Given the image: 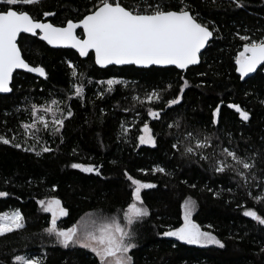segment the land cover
<instances>
[{
  "label": "trees",
  "instance_id": "16d2710c",
  "mask_svg": "<svg viewBox=\"0 0 264 264\" xmlns=\"http://www.w3.org/2000/svg\"><path fill=\"white\" fill-rule=\"evenodd\" d=\"M186 2L214 29V37L200 64L185 71L173 66L100 68L93 52L81 58L73 49L53 48L38 37L21 35L18 42L25 59L44 67L48 76L40 78L24 71L14 74L13 91L0 94V135L11 138L22 131L19 125L29 120L25 109L30 103L57 99L73 115L60 134L41 132L35 151L23 150L33 144L31 140L22 148L0 143V191L9 194L0 197V213L18 209L25 218L23 229L0 236V264H15L18 255L40 258L41 264H99L90 250L78 245L65 248L45 231L51 214L38 201L52 197L61 201L68 215L58 219L60 228L71 227L88 212L121 217L133 190L125 173L156 185L141 191L150 214L133 226L137 247L130 255L134 264H264V225L243 215L253 209L264 216V203L248 195H264V66L243 79L235 70V57L244 43L237 33L264 37V0ZM237 2L243 6L238 7ZM90 6L89 0H41L22 10L59 25L69 18L78 19ZM44 12L56 15L44 17ZM69 62L76 66V76ZM113 77L127 85H116L109 93L104 91L106 85L97 83ZM181 77L188 87L180 103L168 107L166 101L180 96ZM76 85H83V96L75 95ZM153 90L161 93L162 100L149 103L146 94ZM137 96L143 103L134 99ZM229 104L240 105L250 119L241 120ZM217 106L221 110L218 123L212 124ZM149 107L161 112L160 119L148 116ZM144 123L152 128L156 147L139 143ZM194 130L213 137L214 148L204 150L205 154L230 147L242 156L254 157L256 180L249 178L245 184L232 172L215 173L196 155H181L183 144L180 151L172 147L177 138L184 141L186 132ZM23 139L20 135L16 142ZM45 142L52 151H41ZM73 163L95 165L100 174L74 169ZM157 166L165 173L155 172ZM189 197L196 206L193 221L225 247L188 245L162 235L183 223L182 204Z\"/></svg>",
  "mask_w": 264,
  "mask_h": 264
},
{
  "label": "snow or ice",
  "instance_id": "6c2138e0",
  "mask_svg": "<svg viewBox=\"0 0 264 264\" xmlns=\"http://www.w3.org/2000/svg\"><path fill=\"white\" fill-rule=\"evenodd\" d=\"M39 3L41 0H0V5L4 6L0 8V93L13 91L10 85L13 74L18 69L36 73L47 79L48 74L44 67L33 66L25 59L18 42L22 34L38 37L40 41L52 47L75 49L80 57H88L90 52H94V62L101 68H107L110 65H134L145 69L152 66H173L183 71L200 63L202 50L206 49L214 32V29L210 30L209 26L202 22L198 13L193 12L186 0H178L175 4L170 3L169 0H89L91 6L86 8L78 19L74 21L69 18L59 25L43 22L22 10V6ZM237 6L243 5L237 2ZM55 15L54 12L43 13L44 17ZM77 30L80 32L78 33ZM237 35L244 43L242 50L235 57V70L243 79L264 66V37L255 39L249 35L239 33ZM68 67L72 70V75L76 76V66L69 62ZM181 79L183 84L179 89L180 96L166 101L168 107L179 104L184 89L188 87V81L183 77ZM97 83L106 85L104 91L109 93L116 85H127L126 81L115 77L100 80ZM168 88H171L170 84ZM83 93V85H76L75 95L81 97ZM103 94L104 92L100 93L101 96ZM134 99L143 103L139 96ZM146 99L152 103L162 100V96L159 91L153 90L146 94ZM60 103L57 99H51L40 105L30 103L29 108L25 109L29 120L19 125L22 131L14 132L11 138L6 134L0 135V143L22 148L31 140L33 144L23 147V150L35 151V144L42 139L41 132L53 136L60 134L65 121L73 115L70 108H61ZM228 107L235 109L241 120L246 122L250 119L249 112L243 110L240 105L229 104ZM220 111V107L217 106L212 113V124L218 123ZM147 114L153 119L161 117V112L151 107L148 108ZM173 126L169 125V127ZM175 126L180 125L177 123ZM9 131L14 130L9 129ZM124 131L127 132V129ZM140 132L142 134L138 139L141 145L156 147V138L147 123H144ZM20 135L24 137L23 142L17 143ZM216 139L219 138L216 137ZM212 140L213 137L203 131H187L184 141L177 138L172 147L180 151L183 144L181 155H196L199 160L208 162L215 173L232 172L245 184L248 183L249 178L252 181L256 180L253 170L257 167V162L254 157L242 156L230 147H221L219 152L214 149L211 154H205L204 150L214 148ZM41 151L47 153L52 149L45 142ZM261 162H264V156ZM71 167L86 173L100 174L99 168L91 164L73 163ZM154 171L165 173L166 170L157 166ZM125 175L131 182L133 190L131 202L123 211L124 223L117 216L94 217V214L90 213L87 220L81 218V221L71 227L60 228L57 220L67 216L68 211L61 205L59 199L52 197L47 201H38L42 210L51 214L50 227L45 231L50 236H54L56 241L65 248L69 245H78L90 250L98 258L99 264H134L133 256L130 255L132 249L137 247L134 242L133 226L150 214L144 206L141 191L154 188L156 185L144 183L127 173ZM8 195L7 192L0 191V197ZM248 195L252 196L257 203H264V195L253 196L250 192ZM182 208L183 223L179 227L164 231L163 236L175 237L176 240L188 245L225 247L212 232L202 230L201 226L192 220L195 201L190 197L185 199ZM243 215L264 225V216L258 214L256 210L247 209ZM24 219L18 209L0 213V236L23 229ZM261 251H264V248ZM15 264H41V259L18 255L15 257Z\"/></svg>",
  "mask_w": 264,
  "mask_h": 264
},
{
  "label": "water",
  "instance_id": "95a60500",
  "mask_svg": "<svg viewBox=\"0 0 264 264\" xmlns=\"http://www.w3.org/2000/svg\"><path fill=\"white\" fill-rule=\"evenodd\" d=\"M43 22H51L50 20H43V19H41ZM75 21V20H74ZM52 23V22H51ZM210 29V28H209ZM211 30V29H210ZM78 31V33H79V30H77ZM28 35H30V34H28ZM213 37H214V32H213ZM213 37H212V39H213ZM212 39L210 40V42L212 41ZM18 40H19V38H18ZM210 42H209V44H210ZM46 43V42H45ZM208 44V45H209ZM207 45V46H208ZM50 46V45H49ZM207 46H206V48H207ZM50 47H52V46H50ZM53 48H64V47H53ZM65 49H71V48H65ZM74 51H76L75 49H73ZM205 50V49H204ZM204 50H202V53L204 52ZM78 53V52H77ZM93 56L95 57V54H94V52H93ZM81 58H86V57H81ZM200 62H201V59H200ZM200 64V63H199ZM33 66H35V65H33ZM98 66V65H97ZM110 66H112V65H110ZM124 66H128V65H124ZM192 66H196V65H192ZM98 67H100V66H98ZM109 67V66H108ZM136 67H138V66H136ZM153 67V66H152ZM155 67H160V66H155ZM191 67V66H190ZM101 68V67H100ZM138 68H140V67H138ZM17 71H24V72H26L25 70H23V69H18V70H16V72ZM183 71H185V70H183ZM16 72H14V74L16 73ZM28 73V72H27ZM14 74H13V78H14ZM30 74H32V75H34V76H36V77H40V78H44V77H41V76H39L38 74H36V73H30ZM12 82H13V80H12ZM11 87H12V84L10 85ZM11 93V92H10ZM10 93H0V94H2V95H4V94H10ZM57 222H58V220H57Z\"/></svg>",
  "mask_w": 264,
  "mask_h": 264
},
{
  "label": "rangeland",
  "instance_id": "374dc122",
  "mask_svg": "<svg viewBox=\"0 0 264 264\" xmlns=\"http://www.w3.org/2000/svg\"><path fill=\"white\" fill-rule=\"evenodd\" d=\"M142 134V133H141ZM144 183H147V182H144ZM152 184V183H151ZM48 199H46L45 201H47ZM195 209H196V206H195V208H194V211H195ZM126 210V209H125ZM194 211H193V213H194ZM94 214V217L95 216H99L98 214H96L95 212H88V213H86L84 216H82V218H84L85 220H87L88 219V214ZM122 215H121V217H119V216H117L119 219H121V222L122 223H124V221H123V212L121 213ZM192 216H193V214H192ZM182 217H183V208H182ZM61 218V217H60ZM59 218V219H60ZM192 220H193V218H192ZM79 221H81V219L79 220ZM50 227V226H49Z\"/></svg>",
  "mask_w": 264,
  "mask_h": 264
},
{
  "label": "flooded vegetation",
  "instance_id": "af4514ba",
  "mask_svg": "<svg viewBox=\"0 0 264 264\" xmlns=\"http://www.w3.org/2000/svg\"><path fill=\"white\" fill-rule=\"evenodd\" d=\"M262 67V66H261Z\"/></svg>",
  "mask_w": 264,
  "mask_h": 264
}]
</instances>
